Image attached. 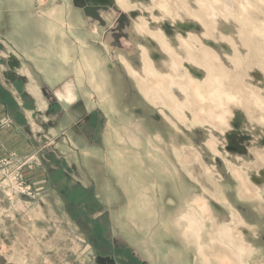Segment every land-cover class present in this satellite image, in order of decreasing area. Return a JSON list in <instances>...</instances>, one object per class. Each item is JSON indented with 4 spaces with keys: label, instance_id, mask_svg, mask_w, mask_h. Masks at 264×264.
<instances>
[{
    "label": "rangeland",
    "instance_id": "obj_1",
    "mask_svg": "<svg viewBox=\"0 0 264 264\" xmlns=\"http://www.w3.org/2000/svg\"><path fill=\"white\" fill-rule=\"evenodd\" d=\"M30 1L27 9L19 0L0 1V44L9 67L25 68L29 97L39 101L29 102L25 112L28 130L40 140L30 155L0 151V161L9 165L0 169V264H236L232 244L214 243L225 228L237 247L243 244L246 264H264V180L256 179L264 171V0H234L236 28L223 31L239 35L247 65L232 59L234 49L220 35L211 36L205 9L197 19L198 0H115L113 8L89 7L84 0ZM178 8L187 20L178 18ZM160 33L168 44L156 39ZM187 35L204 40L194 48L184 41ZM206 50L213 58L205 70L181 66L180 54L194 52L204 63ZM18 57L19 64L13 60ZM169 59L184 71L175 81L188 94L186 114L194 123L181 121L168 99L163 110L145 97L160 84L169 86L149 78L159 70L167 79ZM142 63L144 81L127 74L126 65L141 74ZM255 69L262 80L252 78L250 86ZM195 80L204 82L198 93ZM70 83L76 96L71 105L56 95L69 91ZM213 89L223 94L218 110ZM38 93L52 104L43 100L41 106ZM77 105L82 109L74 114ZM39 106L48 116L41 121ZM236 112L246 124L229 142ZM184 211L203 222L205 258L183 234ZM240 233L245 244L236 240Z\"/></svg>",
    "mask_w": 264,
    "mask_h": 264
},
{
    "label": "bare ground",
    "instance_id": "obj_2",
    "mask_svg": "<svg viewBox=\"0 0 264 264\" xmlns=\"http://www.w3.org/2000/svg\"><path fill=\"white\" fill-rule=\"evenodd\" d=\"M118 1L119 3H122V0H116ZM152 3L154 2V0H151ZM197 1V0H196ZM200 2V5L201 7L199 8L198 6V12L192 10L195 12V14L197 13H201L203 9L206 10V12H208V20L210 21V24H211V36L215 38V36H217L216 34L220 35L221 37V40L226 42L227 44H229L230 46L233 47L234 49V53H233V58L232 59H235L237 61V63H243V64H249V61H247L249 59V56H248V53L246 52L247 49L245 48V46L243 45L242 41H241V38L239 37L238 34L234 35V37H230V36H226L223 34V31L225 29H228L229 27H231L232 29L233 28H236L235 24H236V6L234 4V0H198ZM202 2V3H201ZM187 3V2H186ZM189 3H191V1H189ZM189 6V4H187ZM140 6V5H139ZM191 6V5H190ZM218 6V7H217ZM105 7V6H104ZM141 7V6H140ZM143 7V6H142ZM109 8V7H108ZM120 9V8H119ZM139 9V8H138ZM137 9V10H138ZM164 9V8H162ZM92 9H89V11L87 12H90ZM140 10V9H139ZM196 10V9H195ZM180 11V12H179ZM182 10H180L178 8V10H176V15L178 16V18H182L183 17V20H187L183 15V12H181ZM204 11V10H203ZM132 12L134 11H131L129 12V14H131ZM183 14V15H182ZM196 14V17L198 16ZM203 14V13H202ZM204 14H207V13H204ZM136 15V14H135ZM152 16V14H150ZM142 16V15H141ZM162 16V15H161ZM154 17V16H153ZM199 17H200V14H199ZM163 18L161 17L160 21L161 23H158L159 22V19L157 21V23L159 24L158 26V30H161L162 26H163ZM198 19V17H197ZM199 20V19H198ZM141 22V21H140ZM187 22V21H185ZM149 23V22H148ZM140 24V23H139ZM166 24V23H165ZM143 25V24H142ZM138 26V25H137ZM140 26V25H139ZM142 27V26H141ZM149 27V26H148ZM148 27H147V23L145 24L144 23V29H143V33L144 34H147V32L149 33V30H148ZM157 27V26H156ZM138 28V27H137ZM156 29V28H155ZM152 31H154L153 29H151ZM157 30V31H158ZM230 30V29H229ZM165 31L169 33V27L165 28ZM159 32V31H158ZM222 32V33H220ZM256 31H254L255 33ZM259 33V31H257ZM253 33V35H254ZM258 33L256 35H258ZM161 36H157L156 39H160L161 42H164L165 44H168L167 40L161 33H160ZM209 35V34H208ZM252 35V34H251ZM255 35V36H256ZM260 35V34H259ZM143 36V35H142ZM261 36V35H260ZM155 37V36H154ZM258 37V36H257ZM219 39V38H218ZM188 41L192 47L194 48H199V45H198V42L197 40H204V39H201L199 36H196V35H187V37L184 38V41ZM186 41V42H187ZM159 42V41H158ZM78 45H81V43H79ZM79 49H82V47L80 48L79 46ZM84 51V50H83ZM202 52V51H201ZM210 51H207L205 53H203L202 56H205L203 62L200 60V62L194 57V52H189L188 56H183L182 54H180V57L182 59V62H181V66H184V68L189 71L191 70V65L192 66H197L199 67L200 69L202 70H205V67H206V61L209 62V60H211L212 58H210L211 56H209L211 53H209ZM92 54V52H91ZM141 54H142V58L143 59H146L148 60V54L145 53V50L142 49L141 50ZM213 54V53H212ZM86 56V55H85ZM83 56L82 57V65L85 63V61L87 60L88 57H85ZM179 56V54L177 55ZM196 56V55H195ZM93 57V56H91ZM198 57V56H196ZM214 58L216 60H220L221 61V58L219 57L218 54L214 53ZM63 59H66V56H64ZM213 59V60H215ZM80 61V62H81ZM167 61H165L164 63H166ZM167 64V67L169 68V71H168V74H167V79H163L159 76V74H161L158 70V72L156 73L158 76L157 77H151V74L149 75V78H153V80H157L159 81L158 84L160 83H166L168 82L169 83V86H167L166 88H164L163 86H161V84L158 86V88L156 90H153V89H150L152 91H150L149 93H147L145 95V97L148 99V101L150 102L151 105L156 106V108H162L163 110L166 109L168 106L165 102V99H168L169 101L173 102L176 104V107H175V115L177 117L180 118V120H185V121H192L194 123V119H193V116H187L186 114V111H187V106H185L187 99H188V94L186 95L185 92L183 90L180 89V86L181 84L177 83L175 80L176 79H182L183 76H184V71L182 68H179L178 65L176 64V62L174 60H171L169 59L168 62L166 63ZM204 65V69L202 68V66ZM84 66V65H83ZM143 63H142V72L141 71V74L138 72L136 73L135 71H133L129 65H126V72L129 76L131 77H135V76H139L140 79L142 81H144L146 78H148V76L146 75V71L145 69L146 68H143ZM88 67V66H87ZM211 66H209L210 68ZM81 68H84V67H81ZM86 68V67H85ZM84 68V69H85ZM208 68V67H207ZM149 69V68H148ZM151 69V68H150ZM215 69V68H214ZM92 70V69H91ZM155 70V69H153ZM214 71V70H213ZM186 73V72H185ZM251 73V72H250ZM254 74H249L248 75V78H249V82H250V86H251V79H255L256 81L259 80V78L262 80V78L260 77V72L258 70H254L253 72ZM211 79V77H210ZM212 80V79H211ZM147 81V80H146ZM187 81H189V85L188 86L189 88H191V86L194 84V83H191V80L190 78L187 79ZM195 84L198 86L197 89H195L196 93H198V88H202V84H204V82L202 83V81H194ZM212 82V81H211ZM217 82V80H216ZM218 83V82H217ZM146 84V83H145ZM187 84V83H186ZM219 85V84H218ZM217 85V86H218ZM139 86V85H138ZM201 86V87H200ZM179 88V91L178 89ZM219 89V88H218ZM221 89V88H220ZM146 91V90H145ZM142 92V91H141ZM147 92V91H146ZM180 93L183 97H180V95L178 94ZM232 93V92H231ZM144 94V93H143ZM225 94V93H224ZM227 95V94H226ZM199 96V95H198ZM222 96L223 94L221 92H219L217 89H213L212 93H211V103L214 105V109L218 110V109H221L222 107V103L218 102L217 99H222ZM204 97V96H203ZM201 97V94H200V99L202 101H204L205 99ZM230 97V96H229ZM232 97V96H231ZM234 97V96H233ZM165 98V99H164ZM228 98V97H227ZM224 99V98H223ZM231 99V98H230ZM233 100L235 101V99L233 98ZM221 101V100H220ZM238 101V100H237ZM229 102V100L227 101ZM242 102V101H240ZM239 102V103H240ZM231 103H233L231 101ZM174 104V105H175ZM224 109V108H223ZM212 112V111H211ZM163 113V111H162ZM213 114V113H212ZM226 114V112H225ZM217 116V115H216ZM222 116V115H220ZM224 116V115H223ZM167 117V116H166ZM165 117V118H166ZM212 117V116H211ZM210 117V118H211ZM182 118V119H181ZM220 118V117H218ZM234 118V116H233ZM178 119V118H176ZM223 118L221 117V120H219V122H222ZM171 121V120H170ZM185 121L183 122V124L185 123ZM233 123H231L233 126H235L237 128V130L235 131L234 130V133L233 134H229L227 136H225L226 140L231 142V138H230V135L232 136V138H236L237 136H241V127L243 126V124L245 123L246 124V118H245V115L243 116L241 112H236L235 114V118L232 120ZM224 122V121H223ZM199 124V123H197ZM260 134V133H259ZM261 135V134H260ZM262 139L264 137L263 133L262 135L260 136ZM255 139V138H254ZM257 139V138H256ZM258 140V139H257ZM260 140V139H259ZM262 143V142H261ZM196 160V159H195ZM198 161V160H197ZM260 176L257 177V181H263L264 180V171H262L260 174ZM255 178V176H254ZM225 192V191H224ZM222 191V193H224ZM257 198H259L261 200V196L258 194L257 195ZM214 199V198H213ZM149 201V200H148ZM200 204V202H199ZM201 207V210H202V213H206L207 212V208H206V205H202L200 206ZM204 207V208H202ZM192 209V208H191ZM192 211V210H191ZM194 211V210H193ZM185 212V211H184ZM188 212V211H187ZM185 212V213H182L181 214V219H183L185 221L184 223V229L185 231H183V234L186 238H192L193 239V242L196 244V247L197 249L199 250L200 254L202 255L203 258H205V255H204V251L202 250V245H203V233H204V225L202 224V220H200L199 218H197L195 215H193L194 213H190V212ZM195 212V211H194ZM199 214V213H198ZM204 215V214H203ZM236 218H238L236 216ZM232 222V221H231ZM238 222L241 224L243 223L242 220H240L238 218ZM212 223V222H211ZM242 225V224H241ZM182 226V225H181ZM182 228V227H181ZM219 238L218 239H215L214 240V243H219L221 246H225V247H228V243L232 244L234 246V248L232 250H230V258H234L235 259V263L236 264H246L245 263V255L247 253V251L245 249H243V244H239L238 247L236 246L235 242L234 241V236H233V233H232V230H229L227 228L225 229H221L219 230ZM238 233V232H237ZM237 236V235H235ZM241 233L240 235H238L237 239L238 242H242L244 241V238L241 237ZM245 244V241L242 242ZM246 249H247V245H245ZM240 247V248H239ZM249 248V247H248ZM229 249V247H228ZM249 252V250H248ZM260 255V254H259ZM221 256V255H220ZM249 256V255H248ZM207 257V256H206ZM210 258V257H209ZM249 259V258H248ZM247 259V261H248ZM221 260V259H220ZM220 262V261H219ZM226 262V261H225ZM218 263V262H217ZM227 263V262H226Z\"/></svg>",
    "mask_w": 264,
    "mask_h": 264
},
{
    "label": "crops",
    "instance_id": "obj_3",
    "mask_svg": "<svg viewBox=\"0 0 264 264\" xmlns=\"http://www.w3.org/2000/svg\"><path fill=\"white\" fill-rule=\"evenodd\" d=\"M30 2V0H19L17 4L22 8L27 9L29 8ZM27 41L30 42V40ZM2 47L3 45L0 44V123L6 121L8 122V124H6L7 126L3 125V127H0V151L4 153L17 154L19 156H26L30 155L34 151L33 148H35L36 144L39 143L40 140L34 139L35 137H39L38 134L35 135L28 130V126L30 124L29 113L25 112V108L29 102H32L34 100V106H37L39 101L29 97V95H31L32 93L28 90L31 87V83L29 82L28 78L24 76L25 68L20 67L19 61L21 60L19 59V57L13 59L19 64V67H9L10 64L7 62L9 59L6 53L4 52L5 49H3ZM60 54L62 59L64 58V56L67 57V49L63 47L60 51ZM24 58L29 59L30 57L27 56ZM9 68L12 69V72H10L11 70ZM8 69L9 72L7 71ZM67 88L69 91H58L56 95L59 100H64L65 102L70 104L71 101H75L74 97L76 99V96L72 94V91L74 90L75 86L74 84L70 83ZM38 96H40L39 93ZM48 99V97L45 99L44 97L43 99L41 98V106L44 107L45 105V103H43V100L46 101V104H52V101H48ZM41 106L37 107L36 111V118L39 121H41L42 118L45 119L43 116L48 118L47 114L44 113V111L42 112ZM80 109H82V107H78L77 105L71 110L72 113H74L76 110ZM51 123L53 122L51 121L44 123L45 125L43 126L46 130H49L48 124ZM38 177L39 176L37 175L36 178Z\"/></svg>",
    "mask_w": 264,
    "mask_h": 264
},
{
    "label": "water",
    "instance_id": "obj_4",
    "mask_svg": "<svg viewBox=\"0 0 264 264\" xmlns=\"http://www.w3.org/2000/svg\"><path fill=\"white\" fill-rule=\"evenodd\" d=\"M85 4L89 7H110L113 8L115 0H84ZM113 10H116L115 8ZM130 17H134V13L129 14ZM126 15H124L123 17L125 18ZM187 29H191L193 28L191 25H187L186 27ZM170 29V28H169Z\"/></svg>",
    "mask_w": 264,
    "mask_h": 264
},
{
    "label": "built area",
    "instance_id": "obj_5",
    "mask_svg": "<svg viewBox=\"0 0 264 264\" xmlns=\"http://www.w3.org/2000/svg\"><path fill=\"white\" fill-rule=\"evenodd\" d=\"M9 165H8V162H7V160L6 159H3L2 161H0V169L1 168H6V167H8Z\"/></svg>",
    "mask_w": 264,
    "mask_h": 264
},
{
    "label": "flooded vegetation",
    "instance_id": "obj_6",
    "mask_svg": "<svg viewBox=\"0 0 264 264\" xmlns=\"http://www.w3.org/2000/svg\"><path fill=\"white\" fill-rule=\"evenodd\" d=\"M79 107V106H78Z\"/></svg>",
    "mask_w": 264,
    "mask_h": 264
}]
</instances>
